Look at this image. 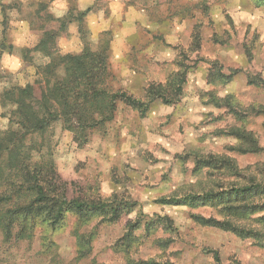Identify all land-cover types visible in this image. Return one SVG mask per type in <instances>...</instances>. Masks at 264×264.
<instances>
[{"label": "clouds", "instance_id": "clouds-1", "mask_svg": "<svg viewBox=\"0 0 264 264\" xmlns=\"http://www.w3.org/2000/svg\"><path fill=\"white\" fill-rule=\"evenodd\" d=\"M0 264H264V0H0Z\"/></svg>", "mask_w": 264, "mask_h": 264}, {"label": "trees", "instance_id": "trees-1", "mask_svg": "<svg viewBox=\"0 0 264 264\" xmlns=\"http://www.w3.org/2000/svg\"><path fill=\"white\" fill-rule=\"evenodd\" d=\"M77 70H79V66H77Z\"/></svg>", "mask_w": 264, "mask_h": 264}]
</instances>
